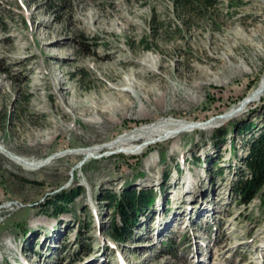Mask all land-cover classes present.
Instances as JSON below:
<instances>
[{
  "label": "rangeland",
  "instance_id": "1",
  "mask_svg": "<svg viewBox=\"0 0 264 264\" xmlns=\"http://www.w3.org/2000/svg\"><path fill=\"white\" fill-rule=\"evenodd\" d=\"M182 1L0 0V143L63 152L32 169L0 152V264H264V211L231 190L264 91L212 127L117 151L142 125L237 108L264 76V0ZM76 185L63 211L47 205ZM126 187L158 198L119 242L104 197Z\"/></svg>",
  "mask_w": 264,
  "mask_h": 264
},
{
  "label": "trees",
  "instance_id": "2",
  "mask_svg": "<svg viewBox=\"0 0 264 264\" xmlns=\"http://www.w3.org/2000/svg\"><path fill=\"white\" fill-rule=\"evenodd\" d=\"M205 1L210 2L211 0ZM180 4L185 8L189 0H183ZM145 48H148V45ZM250 129L251 123L245 122L239 126L238 131L245 132ZM219 131L222 136L226 134V129ZM242 164L244 169L240 170L239 176L233 182L232 193L237 201L244 205H248L257 198L264 211V128L256 135L253 133L251 139L247 141V154L242 159ZM82 192L81 185L63 189L55 194L47 205L51 206L55 213H59L65 209V204L72 202ZM157 198L158 191L152 188L136 190L126 187L118 195H105L104 199L110 201L112 208V221L107 234L115 241L129 240L139 226L141 217L153 209ZM164 246L168 248L170 246L172 254H175L173 251L175 247L171 243L164 242Z\"/></svg>",
  "mask_w": 264,
  "mask_h": 264
},
{
  "label": "bare ground",
  "instance_id": "3",
  "mask_svg": "<svg viewBox=\"0 0 264 264\" xmlns=\"http://www.w3.org/2000/svg\"><path fill=\"white\" fill-rule=\"evenodd\" d=\"M248 70V69H247ZM246 71V70H245ZM264 91V76L258 83V85L246 95L237 108L232 109L231 111L221 114L222 116L217 117V115L210 117L205 121H187L183 120H170L166 121L164 124H145L140 127H137L134 131H131L129 136L123 135L118 140L117 147L121 148L117 151H124L126 153H141L148 143L154 144L158 141H162L168 138H173L176 135H179L183 132L192 131L195 128L207 129L213 126L214 121L229 119L236 112L240 111L244 106L248 105L250 102L257 100L258 96H261ZM220 115V114H218ZM208 126V127H207ZM202 127V128H201ZM189 128V129H188ZM192 128V129H191ZM100 148H93L91 151H88V155H92L93 152ZM0 152L5 153L9 158H12L15 162L32 169L34 166L39 167L43 163V160L34 161L29 160L23 156L15 155L6 150V147L0 143ZM15 155V156H14ZM47 163V162H46ZM44 165V164H43Z\"/></svg>",
  "mask_w": 264,
  "mask_h": 264
},
{
  "label": "water",
  "instance_id": "4",
  "mask_svg": "<svg viewBox=\"0 0 264 264\" xmlns=\"http://www.w3.org/2000/svg\"><path fill=\"white\" fill-rule=\"evenodd\" d=\"M219 116H222V115H221V114H220V115H217V117H219ZM68 151L71 152V150H68ZM68 151H65V152H68ZM62 153H63V152L58 153V154H54V155H52V156L47 157L46 160H44L43 163H41L40 165H43V164H45L46 162H49L52 158H54V157H56V156H58V155H60V154H62ZM81 162H83V161H81ZM81 162H80V163H81Z\"/></svg>",
  "mask_w": 264,
  "mask_h": 264
}]
</instances>
